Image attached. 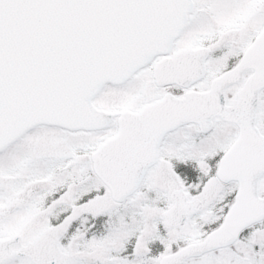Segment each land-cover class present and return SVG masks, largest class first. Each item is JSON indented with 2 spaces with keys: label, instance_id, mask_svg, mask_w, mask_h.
<instances>
[{
  "label": "snow or ice",
  "instance_id": "snow-or-ice-1",
  "mask_svg": "<svg viewBox=\"0 0 264 264\" xmlns=\"http://www.w3.org/2000/svg\"><path fill=\"white\" fill-rule=\"evenodd\" d=\"M0 264H264V0H0Z\"/></svg>",
  "mask_w": 264,
  "mask_h": 264
}]
</instances>
